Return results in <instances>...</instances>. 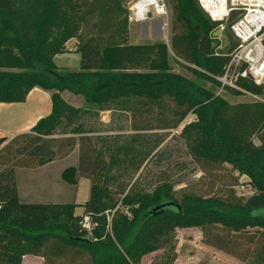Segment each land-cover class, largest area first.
<instances>
[{"label": "trees", "instance_id": "trees-1", "mask_svg": "<svg viewBox=\"0 0 264 264\" xmlns=\"http://www.w3.org/2000/svg\"><path fill=\"white\" fill-rule=\"evenodd\" d=\"M126 1L0 0V102H22L34 87L52 90L49 114L27 131L0 137V264H22L26 255L43 264H142L159 250L153 264H174L177 229L185 228H198L205 245L241 264H264V101L232 104L204 83L221 84L216 77L236 42L228 30V47L217 50L209 41L202 52L200 33L209 37L217 24L197 0H169L171 49L195 76L187 77L172 70L165 42L130 43ZM72 38L80 54L76 71L54 62ZM237 85L225 88L264 92L249 78ZM63 90L82 95L84 104H70ZM103 112L114 123L129 117L128 128H106ZM189 114L196 118L183 124ZM172 130L205 175L229 164L249 177L255 193L238 195L237 177L204 192L176 189L164 173L147 186L142 172L161 158ZM76 147L77 165L60 176L70 185L87 178L88 200H20L16 168L43 166ZM86 216L91 232L82 225Z\"/></svg>", "mask_w": 264, "mask_h": 264}, {"label": "rangeland", "instance_id": "rangeland-1", "mask_svg": "<svg viewBox=\"0 0 264 264\" xmlns=\"http://www.w3.org/2000/svg\"><path fill=\"white\" fill-rule=\"evenodd\" d=\"M135 0H128L124 2V6L128 8V14L130 12L129 7ZM170 7L169 0H165ZM171 12V9H170ZM129 19V18H128ZM172 17L168 26L163 28V19L161 17H154L141 23H134L129 20V41L130 43H154L165 42L169 48V62L172 70L181 73L187 77L195 78L194 74L188 69L186 63L179 62L171 49L172 38ZM220 25L217 24L210 32L209 37L204 33L199 35V44L201 41H206L207 49L208 42H214L217 50H222V41L218 37L212 36V33L218 29ZM199 30V27H197ZM225 32L229 35V31L226 28ZM234 41V40H233ZM231 42V41H230ZM78 46V39L72 38L66 43L67 51H74ZM229 46V45H228ZM227 46V47H228ZM69 64L78 67L79 56L69 55ZM207 87L215 89L216 93L224 97L230 103L240 102H255L264 101V92L260 95H255L248 92H242V94H234L227 88H223L222 85H214L210 81L204 82ZM72 95V94H71ZM68 98V97H67ZM111 114L110 112H103L102 119L108 121L106 128L117 123H121L125 129L128 128L129 117L121 116L120 120H116L115 123L109 122ZM196 118L194 114H189L183 124L193 121ZM255 143H259L258 138L254 137ZM163 154L160 159L155 160V163L149 165L148 168L142 172V178L147 186H152L160 176L164 173L168 175L172 180L177 181L176 189L187 188L190 190H199L201 192L221 189L223 185L231 183L233 177L238 178V184L234 186L238 195L245 198L255 193V189L250 184V179L246 175H240L237 171H234L229 164L224 167L215 170L212 175L204 174L195 164L191 162L190 157L187 154L186 147L183 141L177 136V132L172 130L165 139L162 146ZM78 162V155L72 154L69 158L60 159L53 162L47 168L34 172L32 174V185L34 200H40L43 202H72L75 200L77 203H84L89 198L90 194V181L87 178L81 177L78 185H70L61 179V171L70 165H75ZM26 175L19 176V182L22 187L25 188V181L29 182V178ZM26 182V183H27ZM83 211L79 206L76 209L78 214ZM252 231V230H251ZM177 246L176 250L180 258H188L191 262L206 261L210 264H241V261L234 260L231 255L218 250L214 247H209L203 243V234L198 228L177 229ZM164 250H159L146 256L144 264H153L158 261L163 255ZM35 259L28 258L26 263L30 264H42L39 260H36L37 256L30 255Z\"/></svg>", "mask_w": 264, "mask_h": 264}, {"label": "built area", "instance_id": "built-area-1", "mask_svg": "<svg viewBox=\"0 0 264 264\" xmlns=\"http://www.w3.org/2000/svg\"><path fill=\"white\" fill-rule=\"evenodd\" d=\"M208 19L230 31L236 45L229 53L225 73L217 76L222 87L238 88L239 78H249L264 86V0H197ZM128 18L141 23L156 16L163 28L170 22L171 12L165 0H135ZM234 20L230 23L232 17ZM178 132V130H174ZM89 232L93 224L86 216L82 223Z\"/></svg>", "mask_w": 264, "mask_h": 264}, {"label": "crops", "instance_id": "crops-1", "mask_svg": "<svg viewBox=\"0 0 264 264\" xmlns=\"http://www.w3.org/2000/svg\"><path fill=\"white\" fill-rule=\"evenodd\" d=\"M73 54L79 56V64L76 69H75L76 66H72L71 64H69L68 56ZM54 62L59 67L76 71L80 69V54L79 52H77L76 49L74 51H70V52L67 51L64 53L56 54L54 56ZM51 94H52V90L43 89L41 87H34L28 93L26 99L22 102H0V137L10 138L17 133L27 131L40 118L49 114L52 108ZM61 95L64 97L65 100H67L70 104L74 106H81L84 104V98L82 95L74 94L68 90H63L61 92ZM72 154H75V156L78 155V147H76L70 154H68L62 159L69 158V156H71ZM57 160L49 162L43 166H38L36 168H20V167L16 168L17 187H18L19 198L21 201L43 202L40 200H34L38 198H35L36 197V195H34L35 192L32 191L33 188L31 187L32 185L31 183L33 180L32 177L30 176H32L34 172H37L42 168H47ZM77 163L75 165H77ZM20 175H26L29 178V182H27L28 180L25 181V188L20 185L19 182ZM80 179L81 177L78 179V183ZM73 201L76 202L75 200ZM29 256L30 255L24 256L22 264H30L31 262L26 263V260L28 258L35 259L34 257H29ZM146 256L143 257L142 264H144V260ZM36 260H39L43 264L42 257L37 256ZM234 260H238V259L234 257ZM199 262L200 261L193 263L188 258L181 259L180 256H178L174 264H198Z\"/></svg>", "mask_w": 264, "mask_h": 264}, {"label": "water", "instance_id": "water-1", "mask_svg": "<svg viewBox=\"0 0 264 264\" xmlns=\"http://www.w3.org/2000/svg\"><path fill=\"white\" fill-rule=\"evenodd\" d=\"M212 36L214 37H218L221 41H222V47L221 49L224 50L229 44H230V37L229 35L225 32L224 29L222 28H218L216 29L213 33H212ZM211 46L214 47L215 46V43L214 42H211ZM199 48L202 52H207L208 49H207V44H206V41H201L200 44H199ZM170 204V203H168ZM164 204H159L157 205L152 212H156V210L160 209L161 207H163Z\"/></svg>", "mask_w": 264, "mask_h": 264}]
</instances>
